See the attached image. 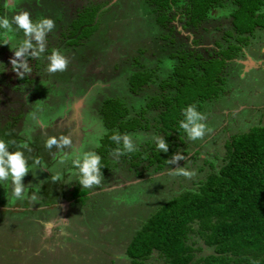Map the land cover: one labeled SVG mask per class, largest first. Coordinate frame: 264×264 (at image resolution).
Here are the masks:
<instances>
[{
    "label": "rangeland",
    "instance_id": "rangeland-1",
    "mask_svg": "<svg viewBox=\"0 0 264 264\" xmlns=\"http://www.w3.org/2000/svg\"><path fill=\"white\" fill-rule=\"evenodd\" d=\"M89 2L104 5L100 7L103 10L99 11L98 27L83 45L60 47L69 60L67 71L49 74L46 66L37 70L42 74L33 86L14 91L6 85L12 99L19 94L22 99L28 96L20 132L34 145L30 147L27 143L31 152L20 149L29 165L22 183L29 195L36 193L39 198L36 202L15 200L11 182H0V264H128V258L116 257H127L126 245L138 225L172 195L184 189H196V183L212 171L206 161L213 162L216 168L222 163L226 153L224 143L231 134L264 124V27H258L253 29L254 35L240 38L248 45L239 41L242 50L234 63L232 58L227 66L226 71L232 76L226 81V92L203 105L200 113L206 115L204 123L211 131L196 141L187 137L178 146L184 160L168 170L136 177L130 171H121L124 164L114 156L117 167L111 171L109 163L104 166L107 172L102 173L100 186L81 187L75 175L77 170L72 166L74 150L65 148L63 153H69V159L61 163L63 153L55 147L49 151L44 147L45 141L48 136L68 135L81 153L94 152L105 133L94 113L99 99L121 92L130 104L142 102L144 91L131 98L125 81H118L126 66L122 64L121 70L116 68L121 59L127 60L140 47L153 50L148 33L156 31L149 24L143 25L149 7L143 0H8L6 5L11 8L4 16L11 20L22 11L29 12L31 18L44 14L55 21L56 27L51 32L55 35ZM238 9L232 0L212 8L199 27V32H203L201 47H216L214 41L227 33L232 34L228 41L236 44L237 28L229 30L219 20H226ZM259 11L264 14V1ZM239 13L236 11L234 16ZM17 34L20 38L23 35L20 31L10 33L8 53H12L13 43L19 39ZM57 36L46 40V46L59 47ZM32 60L35 65L40 63L38 58ZM42 61L47 63L48 59ZM0 78L5 85L3 76ZM41 121L46 128L40 127ZM135 140L142 141L140 135ZM37 157L46 169L34 165ZM178 166L194 171L195 175L191 179L171 175ZM57 173L62 179L53 183L52 177ZM79 190H85L84 194ZM3 206L6 210L1 209ZM46 221H56L58 225L47 238L42 224ZM150 264L161 261L156 257Z\"/></svg>",
    "mask_w": 264,
    "mask_h": 264
},
{
    "label": "trees",
    "instance_id": "trees-1",
    "mask_svg": "<svg viewBox=\"0 0 264 264\" xmlns=\"http://www.w3.org/2000/svg\"><path fill=\"white\" fill-rule=\"evenodd\" d=\"M143 1L149 7L143 25L149 24L156 31L147 32L153 50L140 47L127 60L121 59L116 68L121 70L122 64L126 66L118 81H125L131 98L144 91L143 100L139 105L130 104L120 92L117 96L98 98L100 101L94 108L105 129L100 147L94 149L101 157L104 175L107 163L111 171L117 167L114 156L124 164L121 171H130L136 177L159 173L175 165L169 164L168 159L179 152L178 146L187 138L179 127L185 119L183 110L195 105L201 112L206 102L223 96L226 81L232 76L226 71L227 66L241 49L235 43H228L230 33L215 40L216 48L201 47L198 28L223 0ZM263 1L232 0L239 7L231 19L236 24L235 34H241L235 37L237 42L245 34H253V29L264 27V19H259L264 18L259 11ZM101 6L104 5L90 3L82 7L64 29L56 32L59 47L46 46L37 65L33 58H28L32 72L22 79L12 71L10 60L14 58L13 50L25 39L24 33L20 31L21 38L17 34L19 39L13 43L12 53H8L11 39L3 44L5 30L0 28V77L3 76L5 83L2 85L0 78V139L14 141L9 143V151L20 150V143H28L30 147L34 143L28 142L29 137H23L20 132L28 96L22 99L19 94L12 99L5 88L17 91L33 86L42 74L37 70L47 66L48 62L42 59L46 60L53 49L83 45L98 27ZM236 11L240 13L234 16ZM2 12L0 6V16ZM52 34L48 33L46 40L57 35ZM166 61L173 62L171 67ZM114 133L130 135L138 150L116 155L115 149L123 150V146L110 139ZM137 135L142 139L138 143ZM155 137L165 139L169 145L167 153L157 149ZM224 146L222 163L216 168L207 160L212 171L196 183V189H184L172 195L138 225L126 245L128 264H150L156 257L161 264H264V124L231 134ZM79 192L84 194L85 190ZM1 209L6 210L5 206Z\"/></svg>",
    "mask_w": 264,
    "mask_h": 264
},
{
    "label": "clouds",
    "instance_id": "clouds-1",
    "mask_svg": "<svg viewBox=\"0 0 264 264\" xmlns=\"http://www.w3.org/2000/svg\"><path fill=\"white\" fill-rule=\"evenodd\" d=\"M13 25L16 27L13 28ZM55 21L51 18H41L37 22L31 19L30 13L22 11L9 20L7 17H0V28L4 29L3 35L6 37L3 44H8L9 33H15L16 31H22L25 39L20 45L13 50L14 58L10 60L12 71H14L19 78H23L25 74L32 72L31 67L28 63V58H39L46 50V37L48 33L55 29ZM48 65L46 71L49 74H55L57 72L67 71L69 60L59 50L53 49L51 54L47 57ZM169 67H171V61H166ZM184 120L180 121L179 127L184 130L189 140L196 141L203 139L204 136L211 131L207 128L204 121L207 119L206 115L196 110L195 105H189L183 110ZM40 127L46 128V125L41 121ZM110 139L117 144L123 146V150L120 148L115 149V154L125 155L126 153H133L137 151V147L133 142L130 135L114 133ZM157 149L160 152L167 153L169 145L165 139L161 137H155ZM9 143L3 139H0V182H11L12 185V196L15 200L28 199L30 202H36L38 196L36 193L31 195L28 194L25 185L22 183L23 178L29 173L28 158L25 157L24 152L21 150L9 151ZM44 147L51 151L55 147L58 152L63 153L65 148L73 149L75 152L74 158H72V166L77 171L75 175L78 177V183L83 188L92 189L101 185L103 181V175L101 173V157L92 151L81 153L79 148L73 144V140L68 135L48 136ZM23 148L31 152L27 143L18 145V149ZM69 159V153H63L61 163H64ZM185 156L177 152L168 159L169 164H176L180 160H184ZM34 165H39L42 169H46L43 165L42 160L37 157L34 159ZM174 176H184L186 179H191L195 172L192 170L185 169L183 167L174 168L171 173ZM62 179V176L57 173L52 177L53 183ZM39 190L37 189V192ZM45 228V238H47L53 228L58 227L56 221L42 222ZM65 234V233H61ZM127 259L118 255L116 259Z\"/></svg>",
    "mask_w": 264,
    "mask_h": 264
},
{
    "label": "flooded vegetation",
    "instance_id": "flooded-vegetation-1",
    "mask_svg": "<svg viewBox=\"0 0 264 264\" xmlns=\"http://www.w3.org/2000/svg\"><path fill=\"white\" fill-rule=\"evenodd\" d=\"M223 2H225V0H223ZM6 3L8 4V0H4V2L3 3H1V1H0V6L2 7V9H3V12H2V14H1V16L0 17H4L5 16V14H8V11H9V9L11 8V6L10 7H7V5H6ZM4 14V15H3ZM46 17V16H45ZM44 17V14L42 15V16H35L34 18H31L32 20H34L35 19V21L37 22L39 19H41V18H45ZM58 17V16H57ZM56 17V21L57 20H59V18H57ZM232 15L229 17V18H227L226 20H219V21H221V23H223V24H225V26L226 27H228V29L230 30H233L234 29V25H233V23H232V21H231V19H232ZM47 18V17H46ZM227 21V22H226ZM216 23V22H215ZM217 25V24H216ZM14 26V25H13ZM16 26H14V28H15ZM201 27V26H200ZM198 30L200 31V28H198ZM200 33V36L202 35V33L203 32H199ZM238 36L239 35H241L240 33L239 34H237ZM245 35H247V34H245ZM252 35H254V33L253 34H248L247 36H252ZM243 36V35H242ZM8 37H11V36H8ZM232 37V35L230 36V38ZM244 37V36H243ZM229 37L227 38L228 40L230 39ZM215 42V41H214ZM228 43H230V45H231V43H234V41L233 42H229L228 41ZM227 42H226V45L228 44ZM244 46L245 45H248L247 43L245 44V43H243V42H241ZM214 45H216L215 43H214ZM236 45H239L240 47H241V49H240V51L242 50V47L243 46H241L240 44H239V42H237L236 41ZM204 47H206V46H204ZM213 48V47H212ZM216 48V47H215ZM238 55V54H237ZM237 57V56H236ZM236 57L234 58V60L232 61L233 63H234V61H235V59H236ZM230 63H231V60H230ZM250 65H248V67H249ZM254 66H252V67H250V68H253ZM251 70V69H250ZM249 71V70H248ZM247 71V72H248ZM10 88V87H9ZM25 89V88H24ZM5 90L6 91H8V89L7 88H5ZM10 90V89H9ZM11 96V95H10Z\"/></svg>",
    "mask_w": 264,
    "mask_h": 264
}]
</instances>
